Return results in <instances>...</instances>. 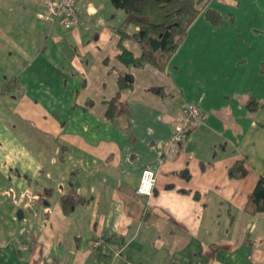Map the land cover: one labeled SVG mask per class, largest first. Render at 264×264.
<instances>
[{
  "label": "crops",
  "instance_id": "1",
  "mask_svg": "<svg viewBox=\"0 0 264 264\" xmlns=\"http://www.w3.org/2000/svg\"><path fill=\"white\" fill-rule=\"evenodd\" d=\"M77 1L66 29L44 0H0V53L25 58L13 78L0 69V216L13 228L0 264H264V213L246 210L264 176V0H208L222 25L202 11L162 71L118 60L124 11ZM120 74L126 111L110 120ZM186 103L202 117L176 146ZM147 169L150 198L136 193ZM66 196L82 200L68 213Z\"/></svg>",
  "mask_w": 264,
  "mask_h": 264
},
{
  "label": "trees",
  "instance_id": "2",
  "mask_svg": "<svg viewBox=\"0 0 264 264\" xmlns=\"http://www.w3.org/2000/svg\"><path fill=\"white\" fill-rule=\"evenodd\" d=\"M110 2L115 9L125 13V20L118 31L121 36L118 60L128 67L150 65L162 71L182 43L190 25L202 11L206 10L208 0H110ZM206 18L215 26L222 25L224 21L218 12L211 9L206 10ZM130 28L134 29L133 33L129 32ZM127 39L139 42L142 50L139 56L125 45ZM129 87L125 76L120 74L118 91L107 102V119L113 120L126 111L122 91ZM249 104L254 106V101H250ZM246 173L243 162H237L230 170V175L234 178L244 177ZM80 202L82 200L66 196L62 198V207L68 213ZM246 210L252 214L264 213V176L257 182Z\"/></svg>",
  "mask_w": 264,
  "mask_h": 264
},
{
  "label": "built area",
  "instance_id": "3",
  "mask_svg": "<svg viewBox=\"0 0 264 264\" xmlns=\"http://www.w3.org/2000/svg\"><path fill=\"white\" fill-rule=\"evenodd\" d=\"M44 2L46 3L47 11L43 17L46 20L54 22L60 19L62 25L66 29H72L78 26L80 7L79 2L77 0H44ZM201 117V110L196 104L186 103L182 109V118L175 125V132L172 139V144L176 146L184 145L189 140L190 134L194 126L200 123ZM156 185L157 174L150 169L144 170L136 193L139 196L150 198L154 194ZM6 194L14 198L11 192H6ZM109 238L102 237L100 239L95 240L92 243V248H98L103 241H106L105 239Z\"/></svg>",
  "mask_w": 264,
  "mask_h": 264
},
{
  "label": "rangeland",
  "instance_id": "4",
  "mask_svg": "<svg viewBox=\"0 0 264 264\" xmlns=\"http://www.w3.org/2000/svg\"><path fill=\"white\" fill-rule=\"evenodd\" d=\"M12 44L15 47V54L14 55H16V56L20 55L21 54V51H20L21 49H20V47L17 48L18 44H14V43H12ZM20 46L21 47L27 46L26 40ZM24 61H25L24 57H20L18 60H16L14 58H11L10 56L4 57L0 53V69L3 71V74H4L3 78H5V77L13 78L14 75L18 72L19 68H21L22 62H24ZM32 195H34V194H32ZM25 197L26 196H24L22 199H24ZM11 199L16 204L21 202V198H19V200H17L15 197H14V199H13V197H11ZM6 200H9V199L6 198ZM15 207H16V205L13 206V208H15ZM10 229H13V228H10ZM10 229L8 227L7 219L5 217H1L0 216V241H1V238H2V233L4 232L5 238H7L8 237V232H9Z\"/></svg>",
  "mask_w": 264,
  "mask_h": 264
},
{
  "label": "water",
  "instance_id": "5",
  "mask_svg": "<svg viewBox=\"0 0 264 264\" xmlns=\"http://www.w3.org/2000/svg\"><path fill=\"white\" fill-rule=\"evenodd\" d=\"M22 215H23V212H22V210H19V212H18V216L21 218V217H22Z\"/></svg>",
  "mask_w": 264,
  "mask_h": 264
}]
</instances>
